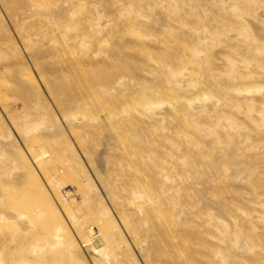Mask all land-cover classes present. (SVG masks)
I'll return each mask as SVG.
<instances>
[{
    "label": "rangeland",
    "instance_id": "1",
    "mask_svg": "<svg viewBox=\"0 0 264 264\" xmlns=\"http://www.w3.org/2000/svg\"><path fill=\"white\" fill-rule=\"evenodd\" d=\"M0 264H264V0H0Z\"/></svg>",
    "mask_w": 264,
    "mask_h": 264
},
{
    "label": "bare ground",
    "instance_id": "2",
    "mask_svg": "<svg viewBox=\"0 0 264 264\" xmlns=\"http://www.w3.org/2000/svg\"><path fill=\"white\" fill-rule=\"evenodd\" d=\"M93 236H94V235H93ZM94 238H95V237H94ZM94 238H93V239H91V240H88V242H89V243H88V245L92 244V242H93ZM103 239H104V238H103ZM103 241H104V240H103ZM93 243H94V242H93ZM99 244L101 245V244H104V243H102V242L100 241V243H99Z\"/></svg>",
    "mask_w": 264,
    "mask_h": 264
}]
</instances>
